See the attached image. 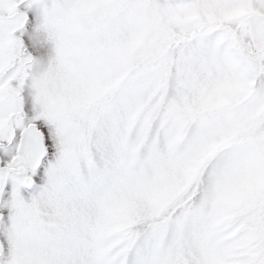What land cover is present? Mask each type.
I'll return each mask as SVG.
<instances>
[{"label": "snow or ice", "instance_id": "6c2138e0", "mask_svg": "<svg viewBox=\"0 0 264 264\" xmlns=\"http://www.w3.org/2000/svg\"><path fill=\"white\" fill-rule=\"evenodd\" d=\"M0 264H264V0H0Z\"/></svg>", "mask_w": 264, "mask_h": 264}]
</instances>
